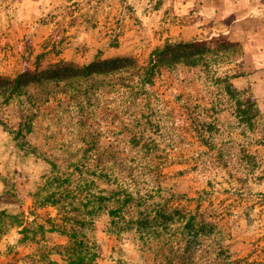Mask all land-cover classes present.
Here are the masks:
<instances>
[{
    "label": "rangeland",
    "instance_id": "1",
    "mask_svg": "<svg viewBox=\"0 0 264 264\" xmlns=\"http://www.w3.org/2000/svg\"><path fill=\"white\" fill-rule=\"evenodd\" d=\"M263 47L264 0H0V264H66L56 228L80 215L96 264H264ZM156 48L150 82L12 89L26 67L114 56L145 67ZM100 167L172 221L110 233ZM190 216L205 221L197 236L181 224Z\"/></svg>",
    "mask_w": 264,
    "mask_h": 264
},
{
    "label": "trees",
    "instance_id": "2",
    "mask_svg": "<svg viewBox=\"0 0 264 264\" xmlns=\"http://www.w3.org/2000/svg\"><path fill=\"white\" fill-rule=\"evenodd\" d=\"M161 51L162 48H156L155 58H150L149 64L145 67L138 66L136 60L130 56L97 58L82 65L58 61L45 66L37 65L34 69L26 67L13 78L12 89L17 93L23 91L40 93L52 87L57 88L58 91H80L84 82L95 75L130 79L127 77L138 74L141 82H150L155 75V69L161 62L159 59ZM49 82L52 85H48ZM120 172L121 174L115 171L108 172L100 167L96 174L99 181L107 180L111 186L109 190L100 189L94 197L99 206L105 207L103 214L108 217V231L114 234L131 232L135 238H141L143 233H155L158 226L162 224L164 226V223L167 226L172 221L174 213L166 209L164 205L150 200L154 199L153 196L135 188L134 180L131 177L127 178L123 171L120 170ZM58 201L52 198L50 203L56 204ZM79 217L72 218L78 226L56 228L68 237L64 247L65 262L66 264H96L100 253L96 244L88 240L92 217L89 218L86 215ZM182 221L180 222L182 226H186L189 230L194 229L195 236L199 233L195 226L201 227L205 224L204 220H197L194 216Z\"/></svg>",
    "mask_w": 264,
    "mask_h": 264
},
{
    "label": "crops",
    "instance_id": "3",
    "mask_svg": "<svg viewBox=\"0 0 264 264\" xmlns=\"http://www.w3.org/2000/svg\"><path fill=\"white\" fill-rule=\"evenodd\" d=\"M260 53H262V54H260V55H263V54H264V47H263V50H262V52H260Z\"/></svg>",
    "mask_w": 264,
    "mask_h": 264
}]
</instances>
